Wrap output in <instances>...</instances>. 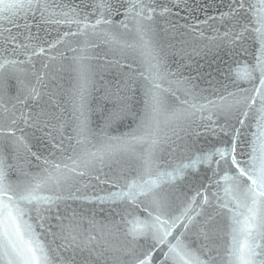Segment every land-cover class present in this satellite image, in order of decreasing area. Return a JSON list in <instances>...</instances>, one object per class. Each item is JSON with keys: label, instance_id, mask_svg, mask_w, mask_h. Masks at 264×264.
<instances>
[{"label": "snow or ice", "instance_id": "obj_1", "mask_svg": "<svg viewBox=\"0 0 264 264\" xmlns=\"http://www.w3.org/2000/svg\"><path fill=\"white\" fill-rule=\"evenodd\" d=\"M179 3L180 0H177V6ZM55 8L60 11H54ZM121 9L124 19L119 21V27L126 34H132V39L111 30V17L120 14ZM94 10H98V15L90 22L87 15L79 18L76 7L53 4L50 0H0V21L14 27L20 26L19 19L27 21L29 17L35 18L37 15L46 23L75 24V32H64L50 47L67 43L71 51H78V55L72 58L77 80L72 94L76 123L74 136L67 137V147L63 138L65 125L59 117L43 109L35 114L31 109L21 110L27 108L30 102L39 103L43 95L40 89L46 87L44 74L33 71L31 75L35 76L36 85L29 87L21 79V75L27 74V70L20 67L25 61L0 59V262L53 264L49 250L31 223L33 211L40 222L39 226L43 227V221L47 218L45 213L58 210L61 202L88 199L76 196L73 191L74 188L76 192L79 191L76 185L81 183L82 177L90 175L97 165L122 156L127 164L128 177L123 179V183L114 182L116 191L97 199L102 203L125 205L123 242L113 244L105 240L101 250L96 251L91 247L95 237L89 236L77 243V237L73 235L76 228L71 221L68 225H59L61 233H67L61 238L72 241V244L64 245L66 249L74 245L81 251L87 250L88 259L84 264H109V259L111 264H154L155 250L165 246L166 251L159 264H216L217 258L211 255V245L201 244L196 249L185 240L191 226L197 223L196 217L202 214L203 206L212 203L207 193L203 194L200 211L193 208L195 198L177 211L166 188L182 180L187 169L199 164L209 168L215 165L213 174L219 176L215 183H224L223 192L227 199L221 203L218 193H213V196L217 201V215L227 216V234L231 236L228 264H264V0H258V4L253 0H231L229 10L221 14V20L227 17L234 21V28L218 33L211 40L226 41L228 45L251 40L258 47L254 53V63L244 62L241 67L237 62V67L230 69L236 78L234 90L229 91L225 87V93L215 98L202 96L195 91L196 85L190 79L179 78L176 73L168 71L162 49L157 47L154 40L155 29L151 22L158 9L153 6V0H127V6L120 0H115V3L113 0H96ZM170 11L167 7L159 8L161 15ZM25 27L28 25L25 24ZM3 31L9 33L5 38L6 43L16 39L11 34V28L0 30V35ZM200 35L203 36V33ZM69 36L83 37L79 49L67 41ZM96 40L118 47L121 52L139 56L143 71L139 72L138 77L129 79H143L140 87L144 95L143 115L137 127L122 136L105 134L99 146L92 143L87 116V92L92 81L91 65L86 61L93 59L89 49L96 46ZM44 52L45 49L41 47L31 55L25 53L27 62L31 63L32 55ZM63 56L61 52L60 57ZM57 58L50 57L52 60ZM47 67L45 64L44 68ZM11 79L21 85L15 96L8 95V82ZM241 79L250 86L239 87L238 81ZM126 87L129 91L135 90L134 84H126ZM115 95L118 109L111 118L119 119L128 108L129 97L121 96L119 89ZM5 97H8L7 100ZM253 109L256 112V131L248 142V159L244 160L238 158L243 155L242 152L238 153V146L243 143L240 128L245 126ZM221 116L236 117L240 126L234 129L229 141L213 150L196 153L194 157H189V162L173 165L171 170L161 164L166 147H172L183 139L181 132L194 131L192 126L197 125L215 133L216 120ZM50 119H56L57 124H50ZM21 123L24 127H20ZM25 128L38 130L47 136L51 149L55 150L50 151V156L55 158L32 151L23 134ZM219 131L228 135L227 125H221ZM17 132L21 135H17ZM53 132L61 135L58 142ZM195 134L200 133L196 131ZM73 140L75 144L71 143ZM22 149L40 162L41 170L31 175L25 173L30 178L13 182L9 179V172L14 165L9 163V159H15ZM57 151L59 156H56ZM222 165L224 171L220 175ZM196 195L200 196L201 193L197 192ZM212 219L214 217L209 216L204 223L208 224ZM105 227L109 235L121 231L116 223ZM216 232L215 228L210 231L201 229L197 235L210 241ZM141 241L145 242L146 247L140 244ZM108 252L119 255L107 257L105 253ZM62 264L68 262L62 261Z\"/></svg>", "mask_w": 264, "mask_h": 264}, {"label": "water", "instance_id": "obj_2", "mask_svg": "<svg viewBox=\"0 0 264 264\" xmlns=\"http://www.w3.org/2000/svg\"><path fill=\"white\" fill-rule=\"evenodd\" d=\"M51 3L57 5H67L76 7L79 18L83 19L87 15L90 22L97 18L98 10H94L96 0H50ZM115 3V0H113ZM231 0H180L177 6V0H153V6L158 9L151 22L155 29L154 40L158 48L162 49V55L166 60L168 71L176 73L179 78H188L196 85L195 91L202 96L215 98L225 93V87L231 91L237 86L234 84L235 75L230 69L237 67V62L243 66L244 62L248 64L254 63V53L257 44L251 40L237 41L235 45H228L225 42L211 40V37L217 36L218 33L234 28V21L225 17L220 19L222 13L229 10ZM258 4V0H253ZM127 6V0H120ZM119 6V5H117ZM167 7L171 11L163 15L160 14L159 8ZM67 10V9H65ZM54 11H60L55 8ZM60 17H53L57 19ZM112 31L117 34H123L124 38L132 39V34H126L125 30L119 27V21L124 19L123 9L120 14L113 15ZM19 27H14L6 21H0V30L11 28V34L16 37L14 41L5 42V38L9 33L3 31L0 35V59H16L25 61L20 67L27 70L26 75H21V79L27 86H35L36 78L31 75L33 71L44 74L45 88H41L43 93L39 103L30 102L27 108H21L22 111L31 109L35 114L40 109L59 117L64 122L63 138L65 147L68 146L67 137L74 136L73 128L75 119L72 108V94L76 87V72L73 57L78 55L68 47L67 43H57L55 48L50 45L58 41L64 32H75L77 26L75 24H56L46 23L37 17H29L27 21L19 19ZM25 24L28 27H25ZM131 27V25H130ZM236 28L239 25H235ZM203 33V36L200 35ZM71 42V46L79 49L83 37L69 36L66 38ZM95 47L89 49L92 60L86 61L91 65V84L87 92V116L88 126L91 130L92 143L99 146L104 135L122 136L129 133L140 123L143 115L144 95L140 85L143 83L142 78L135 81L130 77H138L139 72L143 71L138 55L121 52L118 47L101 41H94ZM27 45L28 47H22ZM19 46V47H18ZM43 47L45 52L40 55H32L31 63L27 62V56L33 51H39ZM245 49L247 50L245 52ZM63 52L64 56L60 57ZM58 57L56 60L50 57ZM119 63H116V62ZM47 64L48 67L44 68ZM131 65V67H129ZM8 95L15 96L21 85H18L15 79L8 82ZM126 84H134L135 90L129 91ZM241 88L249 87V83L243 79L238 81ZM120 90V95H127L128 108L119 119H113L112 114L118 109V101L115 93ZM181 95L180 93H177ZM8 97H5L7 100ZM183 98V97H182ZM15 102L14 100L12 101ZM259 101H257V105ZM256 112L255 109L249 114V118L245 121V126L240 128L241 143L238 146V153L243 155L238 158L248 159V142L252 139V134L256 131L255 125ZM49 123L57 124L56 119H50ZM210 123V122H209ZM221 125H227L228 135L219 131ZM20 127H24L21 123ZM194 131L189 133L181 132L183 139L177 141L176 145L166 147L162 153L161 164L171 170L173 165L181 162H189V157H194L196 153H203L213 150L215 147L222 146L230 140L235 128L240 127L236 117L221 116L216 120V131H205L203 127L197 125L192 126ZM48 131V129H45ZM198 131L200 134L196 135ZM25 138L32 151L42 156H50L51 143L49 138L42 132L32 128H25ZM17 135H21L17 132ZM58 142L61 139L59 133L53 132ZM75 144V141H71ZM91 147V145H89ZM93 150H95L93 148ZM60 153L57 151L56 156ZM214 159H216L214 157ZM9 163L14 167L9 172V179L13 182L30 178L31 174L40 172V162L36 161L25 150H21L15 159H9ZM215 165H213V168ZM213 168L207 165L199 164L195 168L186 170L184 178L178 180L172 186H166L175 202V208L179 211L180 207L187 205L195 198L196 203L193 205L195 211H200L203 194L206 192L211 205H204L203 212L196 217L197 223L191 226V230L185 235V240L193 248L198 249L201 244H209L212 246L211 255L216 257V264H228V249L231 245V236L229 232L228 221L226 215H217V201L213 193H218L221 197L220 202L223 203L225 194L223 192L224 183L221 181L219 185L215 183L219 176L213 174ZM223 165L220 169V175L223 174ZM28 173L29 176L24 174ZM234 174V173H233ZM127 164L125 158L118 157L108 161L104 165H97L90 175L82 177L81 183L76 185L79 191H73L76 196L88 197V199H72L65 200L58 205V210L53 209L45 213L46 219L43 221V227L39 226L36 213L33 211L31 223L36 227L41 241L49 250L50 258L53 264H62L67 261L68 264H84L88 259L87 250L81 251L73 245L71 248H65L64 245L72 244L71 240L65 241L59 225L63 223L68 225L69 222L76 228L73 233L77 237V243L83 242L87 237H95L91 247L96 251L101 250L105 240L109 243L119 244L124 240L122 217L125 216V205L120 203L100 202L98 197L107 196L109 193L116 191L115 183H123V179L128 177ZM99 177V179H97ZM86 185V186H85ZM197 192L201 195L197 196ZM194 214V213H193ZM209 216L214 217L208 224L205 220ZM59 217V219L57 218ZM116 223L120 225L121 231L115 235H109L106 225ZM215 228L216 234L212 236L210 241H205L203 236L197 233L203 229L210 231ZM179 231V229H178ZM99 241V243H97ZM140 244L145 246V242ZM143 250V248H142ZM166 246L156 249L153 257L154 264H159L163 260V252ZM107 257L119 255V253H105ZM206 258V257H205ZM2 264V262H0ZM109 264L111 260L109 259Z\"/></svg>", "mask_w": 264, "mask_h": 264}]
</instances>
